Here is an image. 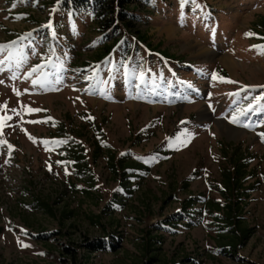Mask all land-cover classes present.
<instances>
[{
  "label": "rangeland",
  "instance_id": "obj_1",
  "mask_svg": "<svg viewBox=\"0 0 264 264\" xmlns=\"http://www.w3.org/2000/svg\"><path fill=\"white\" fill-rule=\"evenodd\" d=\"M137 14L107 41L62 0H0V105L20 112L0 133V264H264V0ZM234 153L255 187L240 198ZM198 197L239 204L246 240L226 249L202 205L198 223L163 224Z\"/></svg>",
  "mask_w": 264,
  "mask_h": 264
},
{
  "label": "trees",
  "instance_id": "obj_2",
  "mask_svg": "<svg viewBox=\"0 0 264 264\" xmlns=\"http://www.w3.org/2000/svg\"><path fill=\"white\" fill-rule=\"evenodd\" d=\"M147 4V0H62V6L71 13H85L88 14L93 22L96 24L97 31L101 34L102 38L107 41L115 40L122 37V31H134L135 22L137 21L138 8ZM139 37V36H137ZM140 38V37H139ZM142 38V37H141ZM234 168L227 169L223 174L224 184L227 188V193L232 195L236 194L239 198L243 195L254 191V185L244 187L243 183L248 175L247 165L241 163L240 158L234 153ZM238 156V157H237ZM134 166L126 167L125 170L132 169ZM125 186V190L129 193V187ZM223 195H226L221 191ZM202 205L207 211L211 222L216 224L215 230L218 233L217 237L221 240H226L227 236L232 234L234 237L230 238L229 243L226 244V249H234L236 241L243 243L249 235V232L240 227V222L236 213L240 212L239 204L231 205L229 203L222 206L212 200H204L199 197L196 199H188L184 205L183 212L177 217L173 216L171 219H166L163 224L169 226V228L177 227L176 222H190L194 221L198 223L197 213L201 212V209H194L195 206ZM238 227V228H237ZM237 228V229H236ZM228 234V235H223ZM113 239L114 236H112ZM117 240H120L117 238ZM89 248L91 252L102 250L99 244H90ZM225 249H222L224 251ZM193 264H199L198 262Z\"/></svg>",
  "mask_w": 264,
  "mask_h": 264
},
{
  "label": "snow or ice",
  "instance_id": "obj_3",
  "mask_svg": "<svg viewBox=\"0 0 264 264\" xmlns=\"http://www.w3.org/2000/svg\"><path fill=\"white\" fill-rule=\"evenodd\" d=\"M57 2H59V0H57ZM183 2V0H182ZM52 11H55V8H53ZM50 26V25H49ZM254 34L253 33H245V37L248 38V37H251L253 36ZM5 47L7 46H3V45H0V50H3ZM255 48H258L261 52V54H264V45H259V46H253ZM4 64V61L3 60H0V65H3ZM0 71H3V68H0ZM32 72H37V68H33L32 69ZM213 80H217L218 77L215 73H213V76H212ZM220 82H232V81H225L223 78H219ZM0 83H3V81H0ZM33 83H35V81H33ZM234 83V82H233ZM261 87H264V86H261ZM17 96L20 95L19 92H16L15 93ZM24 108V111L27 113V114H31L33 112H38L40 111V109H31V108H28L27 106H22ZM253 107L252 104H249L247 109H242L238 114H234L231 119L229 120L230 123H233V124H236L239 120V116L241 115H244L246 114L247 111L251 110ZM0 111H4V115H0V133H2V130L3 128L7 125V121L11 120L12 119V116L10 115H7V112L8 111H11L12 113L16 114V115H20V112L17 111V109H8L7 108V105L4 104V105H0ZM89 119H91V117H88ZM30 123H40L42 121H29ZM246 126V125H245ZM26 135H29V139H32V137L30 136V134H27ZM261 140L262 142H264V134H261ZM33 142H36V141H33ZM6 142L5 141H2L0 140V146H2L3 144H5ZM40 143H43L45 144L46 146V150H47V145L49 143H59V142H47V141H40ZM8 149H9V152L12 151V146L11 145H8ZM57 163H61V162H57ZM49 170H51V167L49 166ZM65 174L67 175V170L65 171ZM25 230L24 229H21V232H24ZM18 243H20V241H18ZM22 247H29V245H23L21 244Z\"/></svg>",
  "mask_w": 264,
  "mask_h": 264
},
{
  "label": "bare ground",
  "instance_id": "obj_4",
  "mask_svg": "<svg viewBox=\"0 0 264 264\" xmlns=\"http://www.w3.org/2000/svg\"><path fill=\"white\" fill-rule=\"evenodd\" d=\"M163 31L168 33V35L171 36V37L176 34V31L174 29H172V28H169V27H166ZM201 52H202V50H201ZM223 63L225 64V66L227 68H232V66L235 65V63L229 58L223 59Z\"/></svg>",
  "mask_w": 264,
  "mask_h": 264
},
{
  "label": "crops",
  "instance_id": "obj_5",
  "mask_svg": "<svg viewBox=\"0 0 264 264\" xmlns=\"http://www.w3.org/2000/svg\"><path fill=\"white\" fill-rule=\"evenodd\" d=\"M152 0H147V5L151 4ZM138 16V14H137ZM138 19H140V16H138Z\"/></svg>",
  "mask_w": 264,
  "mask_h": 264
}]
</instances>
